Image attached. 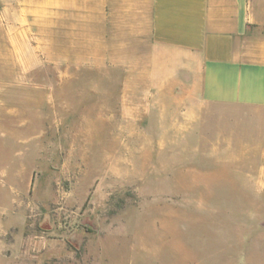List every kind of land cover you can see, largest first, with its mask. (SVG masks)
Instances as JSON below:
<instances>
[{
	"label": "rangeland",
	"instance_id": "374dc122",
	"mask_svg": "<svg viewBox=\"0 0 264 264\" xmlns=\"http://www.w3.org/2000/svg\"><path fill=\"white\" fill-rule=\"evenodd\" d=\"M141 2L0 0V264H264V109L185 115Z\"/></svg>",
	"mask_w": 264,
	"mask_h": 264
},
{
	"label": "crops",
	"instance_id": "0c3cea01",
	"mask_svg": "<svg viewBox=\"0 0 264 264\" xmlns=\"http://www.w3.org/2000/svg\"><path fill=\"white\" fill-rule=\"evenodd\" d=\"M257 6L256 0H142L139 8L125 7L124 28L150 42L156 72L166 67L189 77L188 84L180 78L181 88L198 97L182 99L185 115H192V106L261 110L264 45L254 40L261 23Z\"/></svg>",
	"mask_w": 264,
	"mask_h": 264
}]
</instances>
